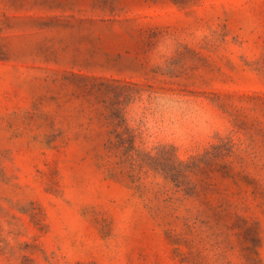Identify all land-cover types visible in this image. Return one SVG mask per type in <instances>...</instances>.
<instances>
[{
  "label": "rangeland",
  "instance_id": "obj_1",
  "mask_svg": "<svg viewBox=\"0 0 264 264\" xmlns=\"http://www.w3.org/2000/svg\"><path fill=\"white\" fill-rule=\"evenodd\" d=\"M0 264H264V0H0Z\"/></svg>",
  "mask_w": 264,
  "mask_h": 264
}]
</instances>
